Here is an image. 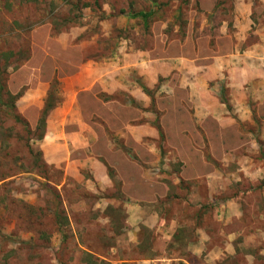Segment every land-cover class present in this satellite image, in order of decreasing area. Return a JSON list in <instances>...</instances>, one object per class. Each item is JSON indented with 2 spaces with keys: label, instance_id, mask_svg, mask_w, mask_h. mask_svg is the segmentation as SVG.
<instances>
[{
  "label": "rangeland",
  "instance_id": "374dc122",
  "mask_svg": "<svg viewBox=\"0 0 264 264\" xmlns=\"http://www.w3.org/2000/svg\"><path fill=\"white\" fill-rule=\"evenodd\" d=\"M132 8L156 9L152 21L167 22L163 30L169 37H183L188 29L194 35L207 36L203 49L198 42L195 45L196 53L205 50V56H231L236 50L242 53L255 41V29L264 32V0H0V264L99 263V257L82 246L106 253L105 246L115 242L109 230L121 228L127 206L153 202L155 195L163 196L159 194L167 196L158 203L167 216L179 215L192 224L206 217L217 228L213 208L207 205L208 210L199 209L197 203L208 193V186L203 181L196 183L193 179L197 174L192 170L183 175V156L193 157L190 164L197 170L230 175L224 181V193L229 196L235 186L241 190L242 184V190H247L264 182L240 180L236 185L233 180L243 173L237 171L241 166L244 170L264 169V100L256 102L252 97L251 113L246 117L233 113L230 105L229 115L241 122L253 119L260 126L228 128L222 139L213 137L219 131L216 129L184 127L188 139L181 144V130L175 121L192 123L197 116L183 109L172 113L171 107L178 108L177 97L173 101L168 90L156 97L155 91L148 89L152 101L147 111L154 115L152 125L157 126L160 136L154 144L140 146L141 158L119 144V138L112 135L116 130H108L100 144L109 148L111 142L118 143L124 153L117 158L108 154L109 160L85 167L78 151L71 154L75 158L67 160L57 159L58 146L46 148V126L40 124L44 92L48 89L46 98L52 94L57 104L59 78L74 72L82 57H90L92 34L108 28L103 23L106 14L127 18V9ZM244 12H250L251 28L240 39L238 29ZM117 35L127 37V25L118 27ZM223 81L218 88L221 100L227 102ZM26 94L31 96L30 103L26 98L18 101ZM121 109L127 119H133L128 107ZM108 117L115 119L113 112ZM203 178L208 179L206 175ZM192 183L196 189L193 195ZM89 187L98 188L99 193H88ZM248 199L258 203L259 198L255 194ZM80 222L88 223H83L82 229L77 225ZM86 228L93 235L82 236L81 230Z\"/></svg>",
  "mask_w": 264,
  "mask_h": 264
},
{
  "label": "crops",
  "instance_id": "0c3cea01",
  "mask_svg": "<svg viewBox=\"0 0 264 264\" xmlns=\"http://www.w3.org/2000/svg\"><path fill=\"white\" fill-rule=\"evenodd\" d=\"M140 11L150 13L145 17L138 14ZM154 14V8L127 9V18L121 14L115 17L106 14L103 23L108 28L103 33L92 34L90 57H82L74 72L61 75L60 99L48 115L44 135L46 148L58 146L57 159L71 160L75 158L71 154L78 151L85 167L93 162L109 160L108 154L117 158L124 153L123 146L131 148L141 158V147L154 144L160 136L157 126L152 125L153 114L147 111L152 101L148 89L155 91L156 97L166 90L171 93L173 101L177 97L178 108L172 110L171 107L172 113L183 109L197 116L192 123L178 122L173 118L174 125L181 130V144L188 139L182 131L184 127L216 129L219 131L213 137L222 139L228 128L260 126L253 119L235 120L229 115L227 106H232V112L238 116L246 117L251 113L250 97L256 102L264 100V32L255 29V41L249 43L242 53L236 50L231 56H205L202 54L205 50L201 49L209 39L207 36L197 32L194 35L188 29L183 37H169L163 30L167 22L152 21ZM242 20L238 29L240 39L249 34L250 12H244ZM125 25L127 37H119L118 27ZM103 39L112 40V43ZM197 42L201 48L198 53ZM223 79L227 102L221 100V89L218 88L219 81ZM44 93L47 96L48 89ZM46 96L41 98V106H44ZM30 97L26 94L18 101L26 98L30 103ZM96 104L98 107L94 108ZM121 107H128L133 119H127ZM111 112L113 120L108 117ZM164 122L167 125V120ZM108 130H116L112 135L119 138V144H123L121 148H118V143L111 142L109 148L100 144L101 138L109 135ZM190 157L183 156V175L187 176L192 170L197 174L193 180L196 183L203 181L208 186V193L197 203L199 209L213 208L219 223L217 228L210 225L206 217L192 224L179 215L167 216L163 213L162 204H158L167 196L159 194L163 196L155 195L153 202L136 208L127 206L128 215L121 228L109 230L108 235L114 236L115 242L105 246L106 253L96 252L87 245L82 246L84 250L99 257V263L106 264H264V182L247 190H242L243 185L240 184V180L264 179V169L244 170L239 167L237 171L243 173L237 174L233 180L242 188L235 186V191L229 196L224 193V181L230 175L197 170L198 167L190 164L193 158ZM203 175L208 179L205 180ZM194 186L192 183L191 195L196 192ZM87 189L88 193H99L96 187ZM255 194L258 195V203L248 199ZM80 223L77 225L84 229V222ZM80 234L85 237L93 235L88 233V228L81 230ZM180 241L184 244L180 245Z\"/></svg>",
  "mask_w": 264,
  "mask_h": 264
},
{
  "label": "trees",
  "instance_id": "16d2710c",
  "mask_svg": "<svg viewBox=\"0 0 264 264\" xmlns=\"http://www.w3.org/2000/svg\"><path fill=\"white\" fill-rule=\"evenodd\" d=\"M150 12H138V14H141L145 17H147L149 15ZM56 106V102H54L53 100V95L52 94H49V97L47 98L46 100V103H45V107L44 109L42 110V114H41V117H40V124L42 126H46V121H47V117L50 113V111Z\"/></svg>",
  "mask_w": 264,
  "mask_h": 264
}]
</instances>
